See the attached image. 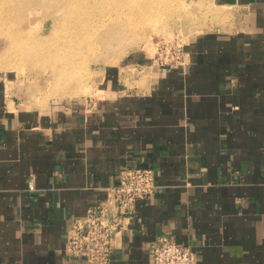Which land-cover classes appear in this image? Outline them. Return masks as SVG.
I'll return each instance as SVG.
<instances>
[{"label":"crops","instance_id":"obj_1","mask_svg":"<svg viewBox=\"0 0 264 264\" xmlns=\"http://www.w3.org/2000/svg\"><path fill=\"white\" fill-rule=\"evenodd\" d=\"M199 1L182 64L132 57L91 96L44 102L0 80V264H88L67 229L130 165L157 188L109 264H150L161 235L197 264H264V0Z\"/></svg>","mask_w":264,"mask_h":264},{"label":"rangeland","instance_id":"obj_2","mask_svg":"<svg viewBox=\"0 0 264 264\" xmlns=\"http://www.w3.org/2000/svg\"><path fill=\"white\" fill-rule=\"evenodd\" d=\"M202 7L199 0H0V15L9 16L0 23V80L41 102L89 97L105 67L155 58L159 42L193 35L209 14Z\"/></svg>","mask_w":264,"mask_h":264},{"label":"built area","instance_id":"obj_3","mask_svg":"<svg viewBox=\"0 0 264 264\" xmlns=\"http://www.w3.org/2000/svg\"><path fill=\"white\" fill-rule=\"evenodd\" d=\"M160 64L184 63L183 44L164 40L157 44ZM157 188L153 167L130 165L119 171V180L109 188L104 201L90 207L83 217H75L67 229V250L70 255L85 259L88 264H109L115 236L132 217L136 201L150 196ZM150 264H197L196 252L178 243L172 235H161L149 244Z\"/></svg>","mask_w":264,"mask_h":264},{"label":"bare ground","instance_id":"obj_4","mask_svg":"<svg viewBox=\"0 0 264 264\" xmlns=\"http://www.w3.org/2000/svg\"><path fill=\"white\" fill-rule=\"evenodd\" d=\"M104 1H106V0H104ZM2 5H3V7H5L6 5L5 4H3V3H1ZM5 5V6H4ZM2 9V8H1ZM5 11V10H4ZM4 11L2 10V14L0 15V23H3L4 21H6V19L9 17H7V18H5V14H4Z\"/></svg>","mask_w":264,"mask_h":264}]
</instances>
